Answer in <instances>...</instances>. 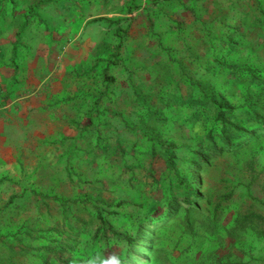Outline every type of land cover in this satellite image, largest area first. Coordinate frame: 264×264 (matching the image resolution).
<instances>
[{"label":"rangeland","instance_id":"rangeland-1","mask_svg":"<svg viewBox=\"0 0 264 264\" xmlns=\"http://www.w3.org/2000/svg\"><path fill=\"white\" fill-rule=\"evenodd\" d=\"M0 66V264H264V0H0Z\"/></svg>","mask_w":264,"mask_h":264},{"label":"crops","instance_id":"crops-1","mask_svg":"<svg viewBox=\"0 0 264 264\" xmlns=\"http://www.w3.org/2000/svg\"><path fill=\"white\" fill-rule=\"evenodd\" d=\"M2 68L0 66V148L9 141L23 144L26 136L23 128L29 116L38 110L36 100L26 99L27 94L23 92L26 88L12 87Z\"/></svg>","mask_w":264,"mask_h":264},{"label":"trees","instance_id":"trees-1","mask_svg":"<svg viewBox=\"0 0 264 264\" xmlns=\"http://www.w3.org/2000/svg\"><path fill=\"white\" fill-rule=\"evenodd\" d=\"M102 19V18H101ZM222 114V112H221ZM190 197L186 198L185 202L189 201ZM104 221V220H103ZM264 215L254 212H249L243 216L238 223V226L242 230L252 229L253 232L258 233V235L264 236ZM104 229L105 233H110L112 235L118 236V232L115 230L113 224L108 220L103 222V225L99 227L98 231Z\"/></svg>","mask_w":264,"mask_h":264},{"label":"clouds","instance_id":"clouds-1","mask_svg":"<svg viewBox=\"0 0 264 264\" xmlns=\"http://www.w3.org/2000/svg\"><path fill=\"white\" fill-rule=\"evenodd\" d=\"M86 264H122V261L118 256L113 254L106 259H101L98 256L89 258Z\"/></svg>","mask_w":264,"mask_h":264}]
</instances>
